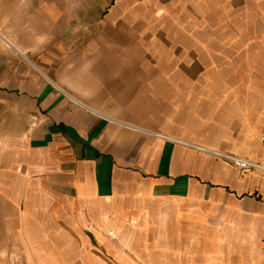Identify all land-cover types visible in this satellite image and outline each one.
Returning a JSON list of instances; mask_svg holds the SVG:
<instances>
[{
    "label": "crops",
    "instance_id": "crops-1",
    "mask_svg": "<svg viewBox=\"0 0 264 264\" xmlns=\"http://www.w3.org/2000/svg\"><path fill=\"white\" fill-rule=\"evenodd\" d=\"M178 3L0 0V264H264V105L184 84Z\"/></svg>",
    "mask_w": 264,
    "mask_h": 264
},
{
    "label": "rangeland",
    "instance_id": "rangeland-1",
    "mask_svg": "<svg viewBox=\"0 0 264 264\" xmlns=\"http://www.w3.org/2000/svg\"><path fill=\"white\" fill-rule=\"evenodd\" d=\"M178 2L174 9L177 13L171 12L169 16L183 18L185 25L183 30H172L170 42L174 44L168 48L174 53L172 58L176 63L173 62L171 68L201 71L199 77H184V84L225 85L233 87L234 91L249 87L250 100L264 105V0ZM176 39L181 41L178 46ZM185 75H189L187 71ZM259 89L262 93H252ZM233 96L234 101L239 100L238 94ZM156 256L159 255H153ZM237 256L201 255L200 262L227 264L228 258ZM109 257L106 255L111 263ZM19 261L21 257L14 255L13 264H21ZM153 264H160V261L153 260Z\"/></svg>",
    "mask_w": 264,
    "mask_h": 264
},
{
    "label": "built area",
    "instance_id": "built-area-1",
    "mask_svg": "<svg viewBox=\"0 0 264 264\" xmlns=\"http://www.w3.org/2000/svg\"><path fill=\"white\" fill-rule=\"evenodd\" d=\"M223 158L228 160V161H231L236 167H238L239 169H241L243 171H249L251 169L264 170V166H260V165H257L255 163H251V162L246 161V160L241 159V158L229 157V156H224Z\"/></svg>",
    "mask_w": 264,
    "mask_h": 264
}]
</instances>
